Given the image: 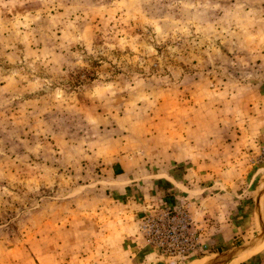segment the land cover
<instances>
[{"label": "rangeland", "instance_id": "obj_1", "mask_svg": "<svg viewBox=\"0 0 264 264\" xmlns=\"http://www.w3.org/2000/svg\"><path fill=\"white\" fill-rule=\"evenodd\" d=\"M262 101L264 0H0V264H264ZM214 147L258 187L232 189L224 240L156 252L164 203L137 216L111 166L182 174Z\"/></svg>", "mask_w": 264, "mask_h": 264}, {"label": "crops", "instance_id": "obj_2", "mask_svg": "<svg viewBox=\"0 0 264 264\" xmlns=\"http://www.w3.org/2000/svg\"><path fill=\"white\" fill-rule=\"evenodd\" d=\"M262 102L264 103V101ZM260 107H263V105L261 104ZM263 119L262 117L256 119L255 123L258 125H253L254 131L261 135H264ZM254 136H257V134ZM254 136L252 142L248 141L251 148H253L251 144L254 142V145L264 142L263 139H260L261 142H259L258 138L255 139ZM215 148L212 151L200 152V158H205V154L208 155L206 156L208 157L207 160L198 158L197 154L194 155L196 156L195 159L191 160V164L185 166L182 174L172 169H166L151 175L136 176V173L130 176L126 168L127 157L123 156L114 161L111 166L113 177L111 183L113 185L111 186H116L118 189L115 195L123 198L124 194L129 198L128 202L135 204L137 216L142 214L141 211L146 204H156L161 201L168 203L170 206L184 205L190 212L196 228L201 231L203 240L218 243L221 238L225 239L224 230L228 229L227 227L233 224L237 225L235 217L232 219L228 217L230 212H228L227 202L231 198L235 199L231 192L232 189L236 188L240 181L248 184V187L244 190L250 187L249 184L252 185L253 183L255 184L254 187L257 188L256 183H259L260 175L258 178L256 176L260 169H256L251 164L245 165L243 161L238 160L240 158L237 157V154L234 156V153L230 155L232 159L222 163L219 156L221 152ZM254 152L253 150L250 153ZM172 159L173 162H176L175 164H179L183 157H172ZM254 189H252V194ZM238 203H240V200H238ZM130 242H133V239ZM136 242L139 243L138 237ZM128 247V253L133 251V255L136 253L139 256L140 253L146 251L145 246L138 247L136 243H130Z\"/></svg>", "mask_w": 264, "mask_h": 264}, {"label": "built area", "instance_id": "obj_3", "mask_svg": "<svg viewBox=\"0 0 264 264\" xmlns=\"http://www.w3.org/2000/svg\"><path fill=\"white\" fill-rule=\"evenodd\" d=\"M151 207L141 218V231L155 251L174 257H188L200 251V233L183 207Z\"/></svg>", "mask_w": 264, "mask_h": 264}, {"label": "bare ground", "instance_id": "obj_4", "mask_svg": "<svg viewBox=\"0 0 264 264\" xmlns=\"http://www.w3.org/2000/svg\"><path fill=\"white\" fill-rule=\"evenodd\" d=\"M196 262H199V261H196Z\"/></svg>", "mask_w": 264, "mask_h": 264}]
</instances>
